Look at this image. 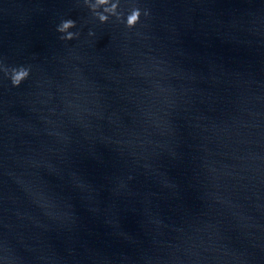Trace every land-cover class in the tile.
I'll list each match as a JSON object with an SVG mask.
<instances>
[{
  "label": "water",
  "instance_id": "95a60500",
  "mask_svg": "<svg viewBox=\"0 0 264 264\" xmlns=\"http://www.w3.org/2000/svg\"><path fill=\"white\" fill-rule=\"evenodd\" d=\"M117 11L0 0V264H264V0Z\"/></svg>",
  "mask_w": 264,
  "mask_h": 264
},
{
  "label": "clouds",
  "instance_id": "9594fccd",
  "mask_svg": "<svg viewBox=\"0 0 264 264\" xmlns=\"http://www.w3.org/2000/svg\"><path fill=\"white\" fill-rule=\"evenodd\" d=\"M85 2L88 3L89 8L101 23H106L109 19V16H116L117 19H121L122 17V13L117 11L119 7V0H94V3L89 2V0H85ZM101 8L103 11H98ZM144 15H148V13L145 12ZM140 16V9L133 7L130 14H128L126 17V27H134L138 23ZM74 27L75 21L68 19L61 22L57 28V31L64 34L61 37L62 39L72 40L75 38L76 34L70 32L69 29ZM89 34L91 35L92 33ZM5 71L7 72L8 70L6 69ZM28 75L29 71L24 67L12 69L10 72V80L12 85L18 87L21 82L28 77Z\"/></svg>",
  "mask_w": 264,
  "mask_h": 264
}]
</instances>
